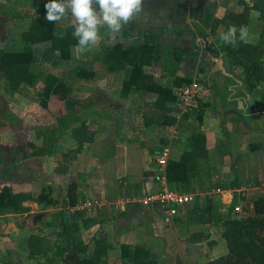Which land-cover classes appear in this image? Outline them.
Returning <instances> with one entry per match:
<instances>
[{"label": "crops", "instance_id": "1", "mask_svg": "<svg viewBox=\"0 0 264 264\" xmlns=\"http://www.w3.org/2000/svg\"><path fill=\"white\" fill-rule=\"evenodd\" d=\"M46 2L0 0V50L22 52L30 47L36 59L30 66V72L36 78L34 85L23 84L16 93L8 91L12 95H28L35 100L48 81L61 82L64 90L50 98L48 112L55 118L68 114L76 116L70 130L62 136L71 144L68 152L78 147L72 131L87 129L89 140L75 154V164L66 163L69 172L57 175L53 170L52 173L62 182H68L74 176L77 178L75 181L81 188L76 195V206H83L84 218L98 221L94 226L82 229L85 243L99 233H105L116 248L119 245L110 234L116 232L122 245L131 246L135 232L142 231L138 217L144 218L152 228L158 227L162 221L159 213L164 210L149 201L158 200L164 178L169 185L167 165L180 159L189 149L190 140L197 135L205 139L209 152V160L201 163L204 167L202 177L209 167H216L220 184L229 183L232 191L245 194L247 200L244 199L252 210L248 216L253 214L251 199L260 193L257 190L264 189L263 94L255 93L259 86L251 94L255 99H248L241 88L243 84L234 86L222 73L213 75L215 57L206 49L210 44L224 40L228 32L224 26H216L215 20L222 19L228 11L241 13L244 3L252 6L256 0H143L142 12L120 33L109 34L106 27H102L101 40L83 53L74 47L77 38L68 26L71 14L62 21L49 22L45 19ZM35 20H42L47 25L52 23L53 36L70 41V45L67 43L68 46L63 48L67 56H62V50L55 48L53 40L26 43L24 36L30 33ZM262 28L263 22L252 19L246 42L256 43ZM141 32L153 35L163 52L160 62L141 66V71L151 76L156 85L172 87L173 93L179 87L175 85L176 78L203 79L209 86L208 99L212 97L213 102L205 109L202 122L180 114L174 99L166 102L164 113L176 123H159L160 110L150 109L158 102L159 94L125 86L131 80L133 65L124 61L118 71L112 72L102 61V51H111L117 44L134 50L144 47L147 39ZM40 35L35 33V37ZM175 51L197 52L176 63ZM78 69L91 76L76 75ZM239 72L242 70L238 68L235 75L241 78ZM4 85L9 90L5 80ZM51 126L49 129L53 130L55 126ZM163 158L167 159L165 168L159 164V159ZM8 180H12L10 174ZM249 185H252L250 189ZM193 188L195 191V184ZM28 201L30 203L25 204L28 208L36 205L32 199ZM19 218L20 215L14 213L0 214V264H58L47 262L45 258L28 259L27 239L36 232L28 230L23 222L18 224ZM168 260L174 263V257L169 256Z\"/></svg>", "mask_w": 264, "mask_h": 264}, {"label": "trees", "instance_id": "2", "mask_svg": "<svg viewBox=\"0 0 264 264\" xmlns=\"http://www.w3.org/2000/svg\"><path fill=\"white\" fill-rule=\"evenodd\" d=\"M252 19L263 22V28L256 43L239 39L235 43H231L221 39L216 41L215 44H210L206 49L209 55L223 59L228 72L235 76L226 77L231 81V85L235 86L240 79L243 84L241 88L249 94H252L264 83V3H256L252 6L244 3V9L241 13L228 11L222 19L214 21L216 26L222 25L227 30L230 26H235L238 36L240 26H246L248 30ZM52 31V23L47 25L42 20H35L30 33L25 35L24 39L27 44L53 40L55 48L62 50V56H67V51H63V48L67 43L70 45V41L55 38ZM35 33H41L42 35L35 37ZM140 34L147 39V43L141 49L124 48L122 45L117 44L111 51H102V58H100L109 66L112 72L118 71L122 67V62H130L133 65V74L129 83L125 85L126 88L136 87L137 89L153 90L158 93V102L150 106V109L160 110V113H158L159 123L174 125L176 120L164 113L166 102L176 99L173 88H163L156 85L151 76L145 75L141 71L143 65L151 64L154 61L160 62L163 52L156 45L153 35L146 32ZM196 52L181 53L175 51L174 60L179 63L183 58L195 55ZM35 61L34 53L30 47L22 52L0 50V73L8 83L11 93L18 92L23 84L34 85L36 78L30 72V66ZM238 68L242 70L241 78L235 75V70ZM81 72L82 69H78L75 74L91 76L90 73L87 75ZM193 81L192 78H176L175 85L180 87ZM199 81L204 82L203 79ZM61 85L59 80L54 83L48 81L45 90L38 95V103L46 120L54 124L55 128L46 133L43 145L45 147L35 152L34 156H55L58 149V140L70 130L71 124L75 122L74 117L76 116L74 115L68 114L64 117L55 118L48 112L50 98L64 90ZM262 99L264 104V93ZM208 104L200 100L198 109H195L192 114H186V117H194L202 122ZM262 110L264 113V108ZM86 130L79 128L72 131V138L78 144V147L69 151L68 154H78L81 151L83 144L89 140ZM67 155L65 156L67 157ZM208 160L209 152L206 150L205 139L201 135L193 137L190 140L189 149L181 155L180 159L170 161L167 165L166 176L170 187L178 192L190 193L194 191V182L202 178L204 167L201 163ZM0 165L3 166V180L9 182L10 169L2 160L1 152ZM68 172V164L58 160L54 173L66 175ZM68 196V205L75 207L77 203L76 196L70 194ZM28 199L41 203L45 201L48 204L55 202L43 193L38 199L24 193H14L12 188L7 185L0 190V214L7 212L23 214L28 212L29 208L23 205ZM251 203L253 204L252 215L245 218L228 216L221 221L222 237L226 242L228 252L207 264H264V195L261 193L254 195ZM83 214L81 211H75L71 214L72 222L69 223L63 211L57 212L48 223L49 227L55 228L54 233L50 235L33 233L28 237V259L45 258L48 262H51L54 260L51 257L53 253L60 257L62 264H106L105 258L114 247L105 233H100L88 244L85 243L82 238V229L90 228L98 221L91 217L84 218ZM121 258L123 260L122 264H154L146 254L143 255L140 248L129 245L122 246Z\"/></svg>", "mask_w": 264, "mask_h": 264}, {"label": "rangeland", "instance_id": "3", "mask_svg": "<svg viewBox=\"0 0 264 264\" xmlns=\"http://www.w3.org/2000/svg\"><path fill=\"white\" fill-rule=\"evenodd\" d=\"M261 2L264 3V0H256V3ZM239 73L242 76V72ZM8 91L0 73V152L2 160L10 169L9 174L12 178L11 182L3 180V166L0 165V190L8 185L14 193L29 194L34 199H38L43 193L46 197L54 200L53 204L45 203V201L43 203L32 201L36 205L30 206L28 212L14 213L20 215L16 221L18 224L23 222L28 230L50 235L54 233L55 228L49 227L48 223L57 212L63 211L66 214L65 218L71 223V214L75 211L82 212L81 209H83L82 205L70 207L67 203L68 195L76 196L81 188L75 181L77 178L74 176L68 182H62L55 177L57 175L52 174L58 160L74 165L75 154L67 153L71 144L66 141L65 137H62L58 140L60 151H57L55 157L34 156L35 152L45 147L43 146L45 136L51 130L49 128L52 127V124L46 120L39 106L38 97L33 100L28 95H12ZM255 93L259 95L264 93V83ZM205 102L212 104V97ZM53 126L55 125L53 124ZM207 170V174L194 183L195 191L187 193L192 195V201L187 205L180 206L175 216L170 217L165 212H160L161 224H158L156 228L154 226V229L144 218H137L142 231L138 229V232H135L131 247L140 248L143 255L146 254L154 264H207L227 254L228 249L222 237L221 221L228 216L248 217L252 210L246 203L247 196L245 194L242 196L241 193L232 191L229 183L220 184L219 178H216L218 176L216 167H209ZM252 173L253 168L250 175ZM250 181H254V179ZM251 186L247 187L250 189ZM256 192H264V189ZM180 193L185 194L184 192ZM244 198L246 200H243ZM27 203L30 202L26 200L23 205L27 207L25 205ZM149 203H154L163 210L162 204L158 200L151 199ZM236 207L240 208V212L235 211ZM7 213L12 214L13 212ZM9 221L12 222V218ZM198 229L204 230L197 232ZM110 234L119 246L109 252L105 262L106 264H122V246L126 244H121L118 233ZM200 234L201 236H194ZM169 256L174 257V263L168 262ZM51 257L54 259L53 263H62L56 254L52 253Z\"/></svg>", "mask_w": 264, "mask_h": 264}, {"label": "clouds", "instance_id": "4", "mask_svg": "<svg viewBox=\"0 0 264 264\" xmlns=\"http://www.w3.org/2000/svg\"><path fill=\"white\" fill-rule=\"evenodd\" d=\"M143 0H47L45 19L62 21L70 13L69 25L77 38L74 46L83 53L101 40L100 29L106 27L109 34H118L129 21L142 12ZM247 27L240 26L239 35L235 26H230L224 39L235 43L247 38Z\"/></svg>", "mask_w": 264, "mask_h": 264}, {"label": "built area", "instance_id": "5", "mask_svg": "<svg viewBox=\"0 0 264 264\" xmlns=\"http://www.w3.org/2000/svg\"><path fill=\"white\" fill-rule=\"evenodd\" d=\"M176 96L177 110L180 114H192L195 109H198L199 101H205L210 96L209 86L202 81L194 80L190 84H185L174 89ZM161 167L167 165V159H159ZM161 189L157 194V199L161 202L163 210L168 216H175L179 211L180 206L189 204L193 197L190 194H182L170 188L166 179L161 181ZM236 212H240V208H235Z\"/></svg>", "mask_w": 264, "mask_h": 264}, {"label": "water", "instance_id": "6", "mask_svg": "<svg viewBox=\"0 0 264 264\" xmlns=\"http://www.w3.org/2000/svg\"><path fill=\"white\" fill-rule=\"evenodd\" d=\"M216 61V66L214 68V71H213V75H215L216 73H222L223 75L227 76V77H233L232 74H230L225 65H224V61L223 59H214ZM239 84H242V82L238 81ZM246 95V98L248 99H255V97L251 94H248V93H245ZM260 99V98H259ZM261 101V99H260Z\"/></svg>", "mask_w": 264, "mask_h": 264}]
</instances>
